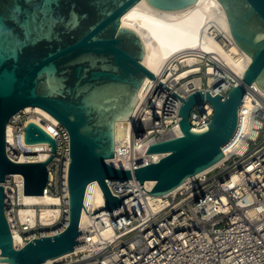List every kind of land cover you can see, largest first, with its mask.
<instances>
[{
  "label": "water",
  "instance_id": "water-1",
  "mask_svg": "<svg viewBox=\"0 0 264 264\" xmlns=\"http://www.w3.org/2000/svg\"><path fill=\"white\" fill-rule=\"evenodd\" d=\"M138 1L0 0V262L41 264L85 244L84 238L78 239L84 235L79 221L86 185L93 180L105 196L103 208L111 211L125 196L111 193L106 180L135 179L141 185L153 180L148 194L162 196L214 165L236 130L246 89L255 84L264 92V0H218L233 40L250 56V63L224 97L196 90L184 99L144 66L143 40L121 25L122 14ZM145 1L158 10L176 11L199 0ZM146 77L182 101L177 115L180 135L148 146L146 154L165 153L155 163L129 170L114 167L106 160L115 153V123L133 114ZM203 99L212 104L211 120L193 128L189 111ZM26 106L42 108L68 132V221L55 235L15 247L5 216V177L21 174L23 194H42L49 177L46 165L56 148L55 139L30 121L24 142L49 143L50 156L23 163L6 156V123Z\"/></svg>",
  "mask_w": 264,
  "mask_h": 264
},
{
  "label": "built area",
  "instance_id": "built-area-1",
  "mask_svg": "<svg viewBox=\"0 0 264 264\" xmlns=\"http://www.w3.org/2000/svg\"><path fill=\"white\" fill-rule=\"evenodd\" d=\"M218 37L214 35L215 39ZM193 50L200 62L191 67L197 70L187 78L199 76L201 87L182 88L174 77L167 78L168 61L160 69L161 76L154 74L155 78L182 99L196 90H208L211 95L224 97L241 77L232 75L225 63L212 53ZM253 85L246 92L254 96ZM181 103L153 79L146 83L129 126L132 156L127 158L128 166L122 169L155 163L165 155L153 153L161 154L155 159L145 152L151 143L179 136L173 132L179 127L177 115ZM212 113V104L203 99L191 107L189 125L204 127L210 122ZM32 115L37 116V121L30 118ZM239 116L238 111L236 130L227 142V150L222 147V159L171 192L158 196L152 203L148 201L147 192L151 188L145 187V182L141 185L135 179L106 180L111 193L119 198L125 196L121 205L111 211L104 208L100 217L87 214L92 212L90 203H85V195L90 194L93 183L98 185L96 180L89 182L81 210L86 211L89 220L83 229L79 227L84 235L78 236L86 243L78 248L75 246L63 257L41 264H264V106H256L242 122L241 129H238ZM30 121L55 139V151L46 165L49 177L43 193L60 198V215L49 225L43 224L38 217L18 220L15 217L17 209L30 205L19 200V190L23 193L22 175L8 174L3 182L5 216L12 236L17 232L22 239L19 246L13 241L15 247L33 238L55 235L68 221L69 135L64 126L48 120L34 107L18 110L6 123L5 154L16 163L42 162L50 156L49 143L24 142V129ZM255 121L260 122L259 126L254 125ZM39 122H49L50 130ZM252 131H255L253 136ZM241 145L245 148L238 152ZM135 153L141 157L136 158ZM38 154L46 157L40 160L36 157ZM109 160L106 161L114 166ZM17 175L22 177L21 181L16 180ZM4 184L14 191L7 192ZM107 227L112 231L109 236L103 234V228ZM92 235L97 236L95 241L91 240Z\"/></svg>",
  "mask_w": 264,
  "mask_h": 264
},
{
  "label": "bare ground",
  "instance_id": "bare-ground-1",
  "mask_svg": "<svg viewBox=\"0 0 264 264\" xmlns=\"http://www.w3.org/2000/svg\"><path fill=\"white\" fill-rule=\"evenodd\" d=\"M120 22L121 25L136 31L143 40L145 48V55L143 58L144 66L155 75L161 76L160 69L163 64L168 61L170 64V71L167 73L166 77H174L182 88H188L190 86L199 88L202 86V80L199 76L187 78L188 75L197 70V68L191 67L200 62V58L195 55L193 49L212 53L216 58L225 63L228 71L232 75L240 77L251 60L250 56L240 49L233 40L225 11L218 0H199L191 6L176 11L158 10L148 5L145 0H139L122 14ZM214 35H218L219 37L215 39ZM149 80L150 78L146 77L141 84L138 90V101L142 99L145 85ZM210 81L209 79V82ZM253 88L256 91L254 96L249 93V91L244 95L242 105L239 109L240 122L238 129H241L242 122H245L249 113L256 106H264V92L258 89L255 84ZM31 107L32 106H26L25 109L29 110ZM34 108L48 120L53 122L57 121L42 108L36 106ZM30 118L37 121V116L35 115H32ZM131 118L132 115L128 120H120L115 123L116 154L109 162H112L116 167H127V158L132 156L130 145L131 136L129 134ZM39 123L50 130L49 122ZM259 124V121L254 122L255 126H259ZM180 132L179 127H177L173 133L180 135ZM254 133L255 131H252V136ZM228 144L226 143L223 146V150H227ZM244 148L245 145H241L237 151L242 152ZM134 156L136 158L141 157L140 154L137 155L136 153ZM151 156L157 159L161 157V154H152ZM36 157L42 160L46 156L44 154H38ZM212 166L205 170H208ZM194 176L188 177L185 182ZM15 178L17 181L22 180L20 175H17ZM144 184L145 187L151 188L154 181L146 180ZM4 185L7 192L14 191L10 185ZM92 185H94V187L90 191V194L85 195V203H90L89 209L91 212H94V214H97V217H100L104 209L105 196L99 185H96V183ZM90 187L91 185L88 187V190L91 189ZM18 196L21 203L30 205L17 209L15 217L20 221L28 217L31 219L38 217L43 224L49 225L60 215V209L58 207L60 198L57 195H50L47 193H42L40 195L23 194L20 189ZM157 197L158 196L149 195V203H152ZM88 220V215L85 211H82L79 221L80 229H83L87 225ZM111 232L110 228H103V234L105 236H109ZM96 239L97 236H91L92 241ZM13 241L16 246L21 245L22 239L19 233L14 232ZM65 255L67 254L59 257ZM52 260L53 259H48L45 263H49Z\"/></svg>",
  "mask_w": 264,
  "mask_h": 264
}]
</instances>
